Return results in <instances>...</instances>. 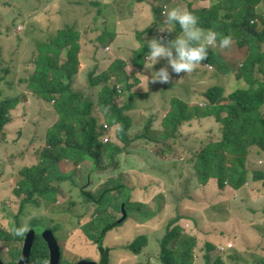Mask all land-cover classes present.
Here are the masks:
<instances>
[{
    "label": "trees",
    "instance_id": "trees-1",
    "mask_svg": "<svg viewBox=\"0 0 264 264\" xmlns=\"http://www.w3.org/2000/svg\"><path fill=\"white\" fill-rule=\"evenodd\" d=\"M38 1L32 4L30 0H25L29 10H32L31 15L43 10L40 6L32 9ZM55 2L58 4L56 6L58 10L52 13L47 11L36 20H32L37 26L35 36L25 39L28 34L25 31L26 27L25 33L19 32L22 33L19 39L28 41V48H35L31 50L34 57L30 62L24 60L19 65L18 60L14 58L6 65L5 46L10 39L8 36L0 35V43L4 42L0 46V66H2L0 146L3 143H8L10 146L14 143L18 146L28 134L27 128L30 130L32 116L30 108L28 105L25 107L21 103L11 101V97L7 94L8 90L13 91L16 88L18 81L27 85V90L38 98L54 104L57 114V121L49 130L44 131L42 141L38 142L36 137L31 139L32 142L30 141L32 153L35 152V156L38 157L31 166L26 165L21 170V176L16 183L18 187L13 194L15 197L13 205L11 206L10 202H3V206L8 204L11 210L14 205L17 206L16 216L0 212V247L9 250L8 255L12 262L8 264H19L22 258L26 234L30 230L22 237H18L14 235V229L21 225L25 207L28 204L37 208L53 206L58 202L63 191L70 193L73 188L81 190L80 195L84 198L85 204L96 207L94 218L87 219L81 227L89 240L99 249L100 260L97 261L111 264V250L104 246L106 236L121 227V224L128 223L131 215L143 216L142 211L149 210L146 205L151 204L153 200L159 201L157 196L149 202H143L142 198L134 200L137 188L133 186L132 189V183H129L132 172L123 169L119 162V155L124 152L129 157L134 156L140 160L144 169H153L163 164H176V162L180 165L189 164L193 167L202 187L209 188L213 183L220 193L226 190L231 194L239 193L250 184L249 181L252 187L260 184L262 186L260 192L264 193V11H262L264 0H196L200 6L194 3L188 8L198 15L201 27L216 31L221 37L231 35L233 43L228 48H220L218 45L210 48L208 59L194 69L197 79L190 85L172 86L180 89L183 97L179 96L180 93L171 95L170 108L165 113L158 110L153 113L154 115L148 116L144 128L136 126L129 116L132 110H137L139 107L136 103L138 100L152 96L151 92L141 94L133 91V82L138 83L141 78L129 72V66L140 70L145 68L144 60L148 55V49L146 42H143L144 32L138 30L143 40L141 42L143 47L133 53L131 62L127 63L124 58H118L105 71L95 59L91 60L93 56L88 50L84 51L87 60L80 56L83 40L87 42L90 37L95 39V35L97 37L107 33L90 26L94 17L92 7L87 10L88 17L84 18L81 15V11L87 9L85 3L95 4L98 1L55 0ZM160 2L161 0H133L134 4L147 3L150 6L154 15L151 30H159L163 26L169 27L167 21L160 18L162 10ZM196 7L205 9V13H197ZM97 12L109 14L110 4L107 1L99 2ZM53 24L55 28L48 33ZM168 33L177 37L181 34V30L177 25L173 32ZM165 35L166 33L163 35L164 38ZM245 53L247 55L243 61ZM17 55L20 57V54ZM166 64L167 61L158 66ZM202 66H205V70H201ZM88 69L90 71L85 76L84 72ZM231 76L241 82L242 88L229 90ZM202 83H207L206 87L202 88L200 86ZM97 86L102 87L98 103L95 102ZM163 94L166 97L168 93ZM22 99L26 100L24 94L21 95ZM96 108L101 113L100 119L96 117ZM159 114L160 117L157 118L156 115ZM99 120H104L111 127L108 136L111 138L113 130L120 141L119 144L111 139L104 142L107 131ZM17 121L21 128L22 124L24 126L21 131L15 126ZM157 123L160 124V128L156 127ZM206 123L214 126L209 132L208 139L194 140L193 148L185 146L192 140L191 137L184 140L185 134L196 128L204 129ZM14 135L18 138L15 139ZM42 145L45 146L41 147ZM21 156L25 158L26 155L22 153ZM64 161L76 169L84 166L86 162L92 163V168L86 169L85 175L83 174L86 188L81 183V179L75 180L74 174H65L61 171ZM95 175L103 179V189L99 195H95L91 190L95 182L91 177L94 178ZM68 181H71V188L66 190L65 183ZM113 184L116 186L115 189L110 188ZM151 186L145 187L144 190H151ZM128 195L129 200L125 205L127 216L124 217L122 206ZM74 204L78 203L74 202ZM220 205L227 204L222 202ZM111 207L120 214L119 218L111 214ZM218 207L219 203L214 209L218 210ZM160 208L162 209L160 212L152 215L149 211L147 218L152 219V223H155L157 216L167 210L166 200L161 203ZM4 211L7 209L4 208ZM183 217L187 216H181L177 210L175 218L166 225L165 235L158 240L159 264H195L197 261L200 234L206 215L201 213L189 217L192 226L199 223L196 229L194 227L185 229L181 224ZM8 218L14 222L2 223ZM79 218L83 220L85 213ZM121 218L123 220L119 222ZM221 218L225 219L226 216L223 215ZM55 223L56 226L50 228V231L59 241L57 232L63 224L56 222V219ZM39 225V222H35L32 228ZM60 242L63 243L62 239ZM217 242L221 240L205 244L203 258L205 264H227L225 256H229L231 261L238 264L240 261L238 255L232 253L235 250L220 252L216 247ZM147 245L148 237L140 235L127 247L137 257L142 255ZM12 246L17 248L10 251ZM68 253L70 252L65 247L62 250L60 264H77L78 256L75 261H69ZM214 253L220 257L212 263L211 258ZM84 259L86 258H82ZM49 263L48 244L38 236L30 264Z\"/></svg>",
    "mask_w": 264,
    "mask_h": 264
},
{
    "label": "rangeland",
    "instance_id": "rangeland-1",
    "mask_svg": "<svg viewBox=\"0 0 264 264\" xmlns=\"http://www.w3.org/2000/svg\"><path fill=\"white\" fill-rule=\"evenodd\" d=\"M46 1L50 2L51 0H39L37 5L33 6L32 9H37V6H40L43 10L46 9L48 5ZM97 1L111 2V16L119 17V33L135 36L137 30L144 32V41L141 39L140 35L137 41L131 37H123L122 43L118 42L112 46L111 51L104 50L99 53L100 58L105 61V71L110 67L111 63L118 58H124L127 63H130L133 58V53L143 47L141 45L142 41L146 42L153 38H159L165 33V42L177 38L173 37L166 31L161 33L157 29H150V26L154 22V15L147 3L134 4L133 0ZM194 3L196 6H200L196 3V0H161L160 6L162 10L160 18H162L163 21H167V12L172 8L181 7L188 10V8ZM29 9L30 8L25 4V0H0V35L2 34L1 37L8 36L10 39L7 45V42L5 43V52L7 53V56H5L7 61L6 65L9 64V60L11 61V59L14 58L18 60L17 64L19 65L20 62L23 63L24 60L30 62V60L33 59L34 55L31 50H34L35 48H26L24 41H26L25 39L36 35L35 29H37V26L33 24L32 20H36L41 14L40 12H36L34 15H31L32 10ZM87 10L88 9H84L81 11V15L84 18L88 17ZM205 11V9L197 8V13L200 12L201 14H204ZM262 11H264V9ZM102 16L106 17L107 15L103 14ZM20 24L25 25V31L28 32L27 35L25 34V39H19V35L23 33L18 32ZM41 24L44 23L41 22ZM54 28L55 25L53 24L48 33H51ZM162 28L165 27L163 26ZM3 43L4 42H1L0 46L3 45ZM17 53L20 54V57H18ZM246 55L247 53H245L243 61L245 60ZM165 61L166 60L162 58L154 68L159 70V68L166 66H158L160 64H165ZM1 69L2 66H0V74ZM201 70H205V66H202ZM89 71L90 69L86 70L84 75L86 76ZM169 71L171 72L170 67ZM129 72L130 74H136L141 78L138 83L133 82L134 92L141 94H146L148 92L152 93L151 98L138 100L136 103L139 107L137 110H132L129 114L132 122L140 128H144L148 116L156 113L158 110L165 113L166 110L170 108L169 103L172 98L170 97L171 95L180 93L179 96L183 97L180 89H175L176 86L172 87L173 85H190L192 81L197 79L195 70H193L190 73H180L179 75L172 73L170 82L166 84L158 82L152 83L151 81H149L148 84V78L146 76L150 77L151 70L146 68L140 70L137 67L134 68L133 66H129ZM206 85L207 83L200 84L202 88L206 87ZM18 86L20 87L19 84ZM101 88V86H97L95 89V102L97 103L99 102ZM237 88H242L241 82L236 81L231 76L229 90L233 91ZM163 93L168 94H166L165 97ZM7 94L8 96H14L11 98V101L21 103V105L27 107L24 101H20L16 91L8 90ZM186 98L187 96L185 97V100ZM34 99L35 104L31 105V108L35 105L34 110L31 111V114L34 113V115H32L30 130L27 128L28 134H26L25 139H22L18 146L11 143V145L15 147L10 146L8 143H3V145L0 146V212L11 213L14 214L13 216H16L17 214V206L15 207L14 205L11 210L8 204L3 206V202H10V205H13L12 202L15 199L13 194L15 188L18 187L16 183L19 176H21V170L26 167V165L31 166L34 159L38 157L35 156V152L32 153V147L29 146L33 137H36L39 142L42 141L43 132L40 133L35 131V124L38 123L39 130H49L54 125L53 122L56 121V116L53 115L52 112L50 114L52 108L41 106L40 103L42 99L38 98L36 95L34 96ZM51 105L53 106V104ZM162 113L161 116L163 117ZM100 114L99 109L96 108L97 119H100ZM156 117L159 118L160 114L156 115ZM99 121L107 131L104 135V142L111 139L114 143L119 144L120 141L116 137V134H114L113 130L111 138L108 136L111 127L106 125L107 123L104 120ZM206 124L207 125L204 129L199 130L196 128L185 134L184 140L188 137L192 138V140L188 141L185 146L193 148L195 146L194 140L199 139L202 141L208 139L209 132L214 126L209 123ZM106 126H108V128H106ZM156 127L160 128V124L158 125L157 123ZM22 128L24 129L23 124ZM22 128L19 126L18 129L21 131ZM217 128L218 127H215V129ZM197 135L200 137H196ZM17 138L18 137L15 136V139ZM44 146L45 145H42L41 147ZM198 148H200V146H198ZM22 153L26 155L25 158L21 156ZM128 161L130 162L127 163ZM119 162L123 169H129L132 172L129 183H132V189L134 188L133 186L137 188V194L134 195L135 201L142 198L143 202H149L156 196L159 201L155 202L153 200L151 204L148 206L146 205V207H149V210L142 211L144 213H141L143 216L139 217L138 215H131L128 219V223L125 225L121 224V227L110 232L106 236L104 246L111 250V264H159L158 256L160 255V246L158 240H161L165 235L166 225L171 219L175 218L177 210L181 216H184L183 214L188 212L201 214L202 209L199 208L201 205L199 200H203L207 207L209 209L211 208V211L209 212L211 217L208 216L209 222L207 220L208 223L200 234L201 242L198 249V259L195 261V264H205L203 260L205 256V244L207 242H213L214 240H221V242H217L216 247L223 244L233 243L234 249L232 250L235 251L232 253L238 255L240 259L238 264H264V193L260 192L262 187L260 184L252 187L253 185L249 181L250 184L243 188L239 193L234 192L231 194L229 190L220 193L213 183H211L209 188L202 187L195 176L193 167L189 164L180 165L176 162V164H163L153 169H144L142 163L140 164V160L134 156L129 157L126 152L119 155ZM63 163L64 167L61 171L65 174H74L75 180L81 179V183L84 184L86 188L87 184L84 182L85 170H90L92 168V163L86 162L84 166H81L78 169L68 162L64 161ZM91 178L95 181L91 190L95 195H99L103 189V179L97 175H95L94 178L93 176ZM151 181L153 182L152 186ZM70 183L71 181L65 183L66 190L67 188H71ZM149 186H151V190H144L145 187ZM114 187H116L115 184L110 188ZM80 191L79 188H73L70 193L63 191L60 194L58 202L50 207L42 206L37 208L28 204L25 207L24 214L21 218V225L26 224L28 226L26 233L32 229L33 223L35 222H39V226H45L50 230V228L56 226V219V222L63 224V227L57 232V236L60 239L59 244L61 248L64 246L62 250L66 247L70 252L68 253L70 258L69 261H75V258L78 256V262L81 261L82 258H86L84 260L99 263L100 261H97L98 259L100 260L99 249L91 240H89L85 231L81 227V225L85 224L87 219L92 220L94 218L96 207L92 204H85V200L80 195ZM259 196L262 197L260 198ZM164 200L167 201V210L156 217L155 223H159V225H154L155 223L151 222L152 219L149 220L147 216L149 215V211L151 215L160 212L162 210L160 206ZM74 202H77L78 204L75 205ZM222 202L227 205L221 206L220 204ZM218 203V210H215L214 207ZM4 208H6L7 211H4ZM110 212L112 215L119 218L120 214H118L113 207L110 208ZM84 213L85 218L80 220L79 217ZM223 215L226 216L225 219L221 218ZM122 220L123 219L121 218L119 222H122ZM12 222H14V220H11L10 218H8L7 221H2V223L5 224H10ZM190 225L191 228L194 227V229H196L198 228L199 223L194 226L190 223ZM153 227L158 228L154 229ZM140 235H146L148 237V245L144 249L142 255L135 257L128 250L127 246L132 244ZM61 239L64 245L63 243L61 244ZM16 248L17 246H12L10 251H14ZM8 251V249L5 250L0 247V254L6 264L12 262L8 255ZM218 254H220V252ZM218 257L220 256L214 253L211 262L214 263ZM224 259L227 264H237V262L231 261L229 256H225Z\"/></svg>",
    "mask_w": 264,
    "mask_h": 264
},
{
    "label": "clouds",
    "instance_id": "clouds-1",
    "mask_svg": "<svg viewBox=\"0 0 264 264\" xmlns=\"http://www.w3.org/2000/svg\"><path fill=\"white\" fill-rule=\"evenodd\" d=\"M85 4L87 6V9L92 7L94 12L93 22L90 26H92L93 28H97L101 32H107L106 34L102 33L96 37L94 57L95 59H97L98 53L100 51H111V47L115 45L112 39H109L110 34L106 29V23L108 22L109 18H113V16H111L110 13H98L97 9L99 2L95 4L91 2ZM40 14L42 15L41 12ZM103 14L107 16L103 17ZM252 22L254 23V21ZM167 24L169 25V27L159 28V31L161 33H164L165 31L173 32L175 26L178 25L179 29L181 30V34L178 35L176 39L169 40L167 42H165V38L163 35L159 38H153L149 41H146L148 55L145 56L144 66L146 69L151 70L150 77L144 75L148 78V84L149 80H151L152 83L158 82L166 84L170 82L172 73H175L177 75H179L180 73H190L199 64L208 59L210 48H215L217 47V45L220 48H228L233 43V38L231 35H225L221 37L216 31H213L211 29H204L200 26V19L197 14L181 7L172 8L167 12ZM21 26L23 28L19 31L17 29L18 32H22L25 30V25L20 24L19 27ZM138 37L139 33L137 30L136 35H132V38L137 41ZM80 56L82 58V53ZM162 58L167 61V64L166 66L159 68V70H156L154 66L158 64ZM98 64L101 65V63ZM169 67L171 68V72L169 71ZM19 84H21L22 87L25 88V91L18 95V97L21 100V95L24 94L26 96V100L24 101L26 104L28 103V96L31 95L32 97H34L35 95L27 90V85H25L24 83ZM9 97L13 98L14 96ZM186 225L184 226L185 229H187ZM188 225L189 227L191 226L190 224ZM27 228L28 226L26 224H22L16 227L14 229V235L22 237L27 231Z\"/></svg>",
    "mask_w": 264,
    "mask_h": 264
},
{
    "label": "crops",
    "instance_id": "crops-1",
    "mask_svg": "<svg viewBox=\"0 0 264 264\" xmlns=\"http://www.w3.org/2000/svg\"><path fill=\"white\" fill-rule=\"evenodd\" d=\"M31 3L32 4H34V3H36V0H32L31 1ZM108 3L110 4V6H111V2L110 1H108ZM58 4H56V2H55V0H52V1H50V3L48 4V6H47V8L46 9H44L41 13L42 14H44V13H46L47 11H51V13L52 12H55L56 10H58L57 8H56V6H57ZM78 12H79V10H77ZM111 12V11H110ZM64 13V12H63ZM75 13L73 12L72 13V15H74ZM111 14V13H110ZM118 19H119V17H113V18H109V20H108V22L106 23V29L108 30V33L110 34L109 35V37L112 39V41H113V43H115V44H117L118 42H121L122 43V38L123 37H131L132 38V35H128V34H125V33H119V29H118V27H119V21H118ZM94 29H97V28H94ZM95 37V39H92L91 37L87 40V42H85L84 40L82 41V47H83V50H82V59H84V60H87V57L85 56V54H84V51H86V50H88L89 51V54L91 55V56H93V58H91V60H93V59H95L94 58V47H95V40H96V35L94 36ZM119 40V41H118ZM28 42V41H27ZM27 42H25V46H26V48H28V46H27ZM29 43V42H28ZM34 44L36 45V41H34ZM111 50V49H110ZM102 51H100L99 53H101ZM99 53H98V57H97V59H95V61L97 62V63H101V67L102 68H105L106 67V64H105V61L104 60H102L101 58H100V55H99ZM20 82L18 81L17 82V85H16V88L14 89V91H16V93L18 94V95H20L21 93H23L24 91H25V88L24 87H22V85L21 84H19ZM229 83H230V79H229ZM18 84L20 85V87L18 86ZM32 104H35V99H34V97H32L31 95H29L28 96V103H26L25 105H29L28 107L30 108V110L32 111V110H34V106H33V108H31V105ZM40 105L41 106H44V107H51L52 109L50 110V114H51V112L53 113V115H55L56 116V121H57V115H56V113H55V111H54V108H53V106L51 105V104H49V103H47V102H45V101H41V103H40ZM36 114V113H35ZM32 115H34V113H32ZM32 121V116H31V118H30V124L32 123L31 122ZM25 122H27V121H25ZM53 123H55V122H53ZM37 126H35V130H38L40 133L41 132H43V134H44V131H46V130H39V126H38V123L36 124ZM17 128H19V123H18V121H17V124L15 125ZM30 126V125H29ZM43 134H42V136H43ZM38 141V140H37ZM39 142V141H38ZM200 201V209H202V213H204L205 215H206V218H205V222H204V224H203V227H202V231H203V229H204V227L206 226V224L209 222V219H208V216L209 217H211L210 215H209V212L211 211L208 207H207V205L205 204V202L203 201V200H199ZM194 213L193 212H188V213H185V214H183L184 216H187V217H183L184 218V220H182L181 221V224L182 225H186L187 223L188 224H190L191 222H190V220H189V217L190 216H192ZM189 220V221H188ZM207 220H208V222H207ZM184 223V224H183Z\"/></svg>",
    "mask_w": 264,
    "mask_h": 264
},
{
    "label": "water",
    "instance_id": "water-1",
    "mask_svg": "<svg viewBox=\"0 0 264 264\" xmlns=\"http://www.w3.org/2000/svg\"><path fill=\"white\" fill-rule=\"evenodd\" d=\"M130 194V193H129ZM129 200V195L123 203L124 217L127 216L125 212V205ZM38 236H41L48 244L50 251V263L49 264H60L62 259V249L56 236L45 226H35L26 234V239L23 247L22 258L19 264H30L33 254L34 244ZM0 264H6L0 254ZM77 264H105L102 262L95 263L92 261L81 260Z\"/></svg>",
    "mask_w": 264,
    "mask_h": 264
},
{
    "label": "built area",
    "instance_id": "built-area-1",
    "mask_svg": "<svg viewBox=\"0 0 264 264\" xmlns=\"http://www.w3.org/2000/svg\"><path fill=\"white\" fill-rule=\"evenodd\" d=\"M22 28H23L22 26L19 27V30H22ZM106 128H108V126H106ZM186 227L188 228L189 225L187 224ZM218 249H219L220 252L226 253V252L234 249V245H233V243H228V244L220 245L218 247Z\"/></svg>",
    "mask_w": 264,
    "mask_h": 264
}]
</instances>
